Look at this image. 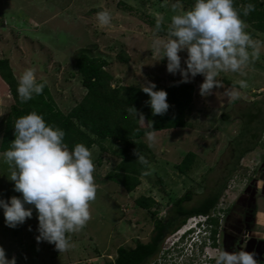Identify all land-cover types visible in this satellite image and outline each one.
Segmentation results:
<instances>
[{"label":"rangeland","instance_id":"rangeland-1","mask_svg":"<svg viewBox=\"0 0 264 264\" xmlns=\"http://www.w3.org/2000/svg\"><path fill=\"white\" fill-rule=\"evenodd\" d=\"M192 6L193 2L179 1L177 12ZM105 9L112 14V21L101 27L96 13ZM173 14L169 0H0V59L9 60L18 80L24 70L35 69L37 81L47 82L55 102L68 114L87 94L76 67L82 53L108 63L113 87L140 88L145 80L166 87L180 83L179 73H168L166 58L160 60L151 48L157 15L166 28ZM245 24L251 37L261 42L259 59L244 69L246 76L221 73L218 79L224 87L214 88L207 97L199 94L203 76L185 83L195 90L187 128L157 132L158 142L151 149L145 137L131 144L97 140L91 150L96 199L90 202L91 219L86 226L69 234L70 250L60 253L53 244L37 242L34 208L32 217L16 228L6 226L0 209V247L6 257H15L16 264L113 262L119 248L133 249L138 242L146 243L156 220L167 222L173 217L175 201L186 193L192 194V201L184 206L193 208L225 184L211 214L219 221L217 239L221 244L227 236L226 251L254 252L258 264H264V33ZM156 35L164 38L166 32ZM180 55L183 66L186 52ZM240 79H245L248 87L236 85L239 98L227 99L225 89ZM9 95L0 78V98L5 99L0 118L5 119L13 104ZM1 126L4 128V123ZM249 129L250 143L244 146L252 150L241 155L237 140ZM136 151L148 165L137 162ZM189 153L195 157L182 171L179 166ZM124 159L140 172V184L134 190L125 188L118 179ZM235 165L237 169L232 171ZM10 171L0 155V199L5 201L21 197L8 179ZM143 198L153 201L147 209L139 204ZM191 250L190 257L177 263L189 264L190 258L192 264H208L209 260L215 264V256L223 249L211 245L205 250L197 246Z\"/></svg>","mask_w":264,"mask_h":264},{"label":"clouds","instance_id":"clouds-1","mask_svg":"<svg viewBox=\"0 0 264 264\" xmlns=\"http://www.w3.org/2000/svg\"><path fill=\"white\" fill-rule=\"evenodd\" d=\"M169 3L175 14L166 28L162 17L157 15L151 41V48L160 55V60L166 58L168 73H179L180 83L203 76L199 86L202 97L211 95L214 88L224 87L218 79L221 73L246 76L244 69L259 59L261 47V42L246 31L247 26L241 19V15L247 17L255 11L254 4L248 3L237 10L234 0H194L191 10L179 13V0H169ZM96 21L101 27L108 26L112 14L101 10L96 13ZM162 30L166 32L164 38L156 35ZM182 52H186L183 66ZM236 85L240 89L248 87L245 79L236 81L231 89H225L227 99L239 98ZM44 87V82L37 81L35 69L24 70L17 86L20 102L27 103L41 95ZM140 88L149 97L146 104L153 116L167 113L170 105L165 90H156V84L147 80ZM128 113L145 122L135 107L129 106ZM13 128L15 138L0 155L11 169L8 179L14 182V191L21 197L0 199L5 224L10 228L24 224L32 217L34 208L38 219L37 242L53 244L60 253L66 252L72 247L69 234L81 231L91 219L90 202L96 199L97 192L92 151L82 143L70 150L64 142L65 131L48 124L35 111L17 118ZM144 135L148 147L154 148L158 141L152 124ZM135 155L138 163L148 165L143 155L137 151ZM211 218L194 216L189 219L190 225L183 228V235L190 234L192 246L199 250L214 245ZM254 257V252L246 250H221L215 256V264H258ZM0 264H16L15 257H6L3 247H0Z\"/></svg>","mask_w":264,"mask_h":264},{"label":"trees","instance_id":"trees-1","mask_svg":"<svg viewBox=\"0 0 264 264\" xmlns=\"http://www.w3.org/2000/svg\"><path fill=\"white\" fill-rule=\"evenodd\" d=\"M179 1L194 3V0ZM248 3L255 5V11L247 17L241 15V19L254 29L264 33V2L261 0H234V6L237 10H241ZM107 65L108 63L101 58H94L86 53L79 55L76 67L82 76V83L87 90V94L76 107L66 114L55 102L45 80H38V82L45 83L41 95L34 96L27 103H21L17 94L18 78L9 60L0 59V77L8 85L13 99V104L4 119L0 153L8 150L15 138L13 134L15 120L33 111L41 114L48 124L65 131L64 142L70 150L78 143H82L92 150L98 143L97 140L111 139L115 142L127 144L135 143V141L145 137V130L149 129L151 124L155 133L189 126L187 113L193 103L194 86L185 83H177L169 87L157 86L156 90L162 89L167 92V102L170 107L166 114L153 116L150 106L146 104L149 97L141 88L112 86L113 76L107 71ZM129 106L135 107L139 113H142L145 122L129 115ZM251 117L249 116L250 122H252ZM250 133L251 129L243 133L237 140L239 143L237 146L242 152L241 155L252 150V148L244 146V144L250 143L247 140ZM138 147L140 149L142 145L139 144ZM194 157L195 154L189 153L179 166L180 169L186 171ZM119 169L121 173V176H118L119 182L129 190L136 189L140 184L138 177L140 172L135 168V165L124 159L119 165ZM236 169L237 165L232 171ZM225 187L224 184L218 191L193 208L184 206L186 202L192 201V194L190 192L186 193L175 201L173 217H170L167 222L156 220L152 243L145 245L138 242L133 249L121 247L117 251L115 261L105 264H146L152 256L158 253L159 242L167 231L178 230L189 218L194 216L205 215L211 218V214L216 210ZM152 202V200L143 198L139 201V204L147 209ZM178 223L179 225L176 227ZM210 223L214 226L212 237L214 242L219 221L216 218H211Z\"/></svg>","mask_w":264,"mask_h":264},{"label":"flooded vegetation","instance_id":"flooded-vegetation-1","mask_svg":"<svg viewBox=\"0 0 264 264\" xmlns=\"http://www.w3.org/2000/svg\"><path fill=\"white\" fill-rule=\"evenodd\" d=\"M174 210V209H173ZM192 218V217H191ZM190 219V218H189ZM189 219L186 221V223L180 227L178 230L173 231H167L166 234L162 237V240L159 242V251L156 253L154 256H152L146 264H148L151 260L154 259V262L151 264H178L177 262L184 257H190V254L192 252V240H191V235H183L184 231L182 230L183 227L187 226V223H189ZM179 225V223L176 225V227ZM219 229V228H217ZM154 231H155V226L153 228V233L150 237V239L145 243V245H148L152 243V239L154 236ZM180 236L176 238H171L172 235H175L176 233H180ZM170 235V236H169ZM218 232L215 236V241H214V246L216 248H222L223 250L226 251L227 247V236L224 237L222 243L220 244V241L217 239ZM174 239V240H173ZM137 245V244H136ZM135 245V247H136ZM134 247V248H135ZM190 263L192 264L190 258H189ZM189 263V264H190ZM213 260L209 261L208 264H213Z\"/></svg>","mask_w":264,"mask_h":264},{"label":"crops","instance_id":"crops-1","mask_svg":"<svg viewBox=\"0 0 264 264\" xmlns=\"http://www.w3.org/2000/svg\"><path fill=\"white\" fill-rule=\"evenodd\" d=\"M1 78V77H0ZM4 82V81H3ZM5 83V82H4ZM6 84V83H5ZM7 85V84H6ZM8 86V85H7ZM10 95H11V93H10ZM9 95V97H11ZM13 100V99H12ZM3 101H5V99H3L2 97L0 98V107H1V105H2V102ZM13 103V102H12ZM5 115H6V112H5ZM1 117V116H0ZM3 118V117H2ZM2 118H0V148H1V143H2V140H3V126H1L4 122H3V119ZM0 154H2V153H0Z\"/></svg>","mask_w":264,"mask_h":264}]
</instances>
